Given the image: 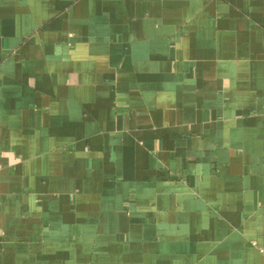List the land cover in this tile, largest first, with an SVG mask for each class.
<instances>
[{"label": "crops", "instance_id": "1", "mask_svg": "<svg viewBox=\"0 0 264 264\" xmlns=\"http://www.w3.org/2000/svg\"><path fill=\"white\" fill-rule=\"evenodd\" d=\"M0 264H264V0H0Z\"/></svg>", "mask_w": 264, "mask_h": 264}]
</instances>
